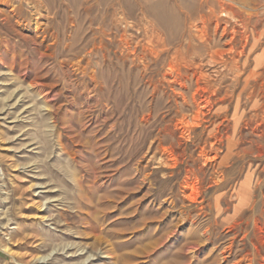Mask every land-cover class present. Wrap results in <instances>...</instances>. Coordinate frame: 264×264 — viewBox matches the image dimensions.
<instances>
[{"label":"rangeland","instance_id":"374dc122","mask_svg":"<svg viewBox=\"0 0 264 264\" xmlns=\"http://www.w3.org/2000/svg\"><path fill=\"white\" fill-rule=\"evenodd\" d=\"M263 10L264 0L0 3V264H259L243 232L232 255L221 253L233 237L225 219L241 183L251 176L256 199L264 195V159L234 160L219 189L214 169L199 158L212 122L227 119L230 129L221 132L232 134L240 89L232 102L217 103L189 140L177 125L194 111L178 94L189 96L180 83L188 84L193 70L190 38L197 47V37L214 34V19L232 25L253 14L255 22ZM263 49L251 54L249 70ZM221 82L225 93L230 81ZM243 132L248 142L250 129ZM162 148L174 154V168L160 165ZM188 172L211 207L209 217L186 210L194 226L178 216L181 198L178 209L169 199L183 194ZM215 218L219 226L204 237ZM246 230L252 234V225Z\"/></svg>","mask_w":264,"mask_h":264},{"label":"bare ground","instance_id":"6f19581e","mask_svg":"<svg viewBox=\"0 0 264 264\" xmlns=\"http://www.w3.org/2000/svg\"><path fill=\"white\" fill-rule=\"evenodd\" d=\"M8 2L9 0H0V3H3V5ZM13 11L17 12V10H12V12ZM210 12L214 14L212 10ZM252 15L253 14H248L249 19H234L232 25L228 21L214 19V34L212 36L204 35L197 37L200 43L197 47L194 46L196 36H193V38H190L186 47L188 50H193V55L196 56L195 59L189 61L193 70L191 75L185 76V80L188 84L184 82L180 83V87L187 90L189 96L185 93H178L182 97L183 105L189 107L192 106L194 110L190 117L183 115L178 121L177 127L183 131V137L189 140L190 131L193 128L200 127L201 119L209 118L217 103H225L227 101H229V103L232 102L235 98L236 91L240 89L233 116V127L231 128L232 134L229 135L227 132H221V129L226 127L225 123H229L227 119L222 120L219 124L212 122V125L214 126L213 130L209 133L207 139L203 142V146L200 148L201 152L199 158L203 162L204 167L209 165L215 171V173L212 172V174H214L213 179L211 178L213 185L216 186L215 188L222 187L221 185L227 178L226 174H229V170L233 168L232 163L234 160L237 159L238 161H242L246 158H250L256 161H263L264 159V49L261 54L255 57L253 62L255 67L249 70L250 59H252L251 54L260 50L264 45V29L261 32L257 30L259 25L264 27V19L260 18V15L264 18V10L261 14H254L257 18H255V22H252L254 20L250 19ZM9 18L10 16H8V19ZM200 18L205 22H211L213 20L206 15H201ZM5 20L8 21L7 18ZM159 22L165 24L166 20L160 19ZM40 24H42V22ZM40 24H38V22L36 23V30L40 29ZM199 34L203 35V32L199 31ZM250 40H252L251 46ZM249 46V53L246 54V50ZM197 48H203L204 54L198 56ZM182 49L183 48L179 46L176 52L181 54ZM169 67L170 73H173L174 69L172 65ZM223 79L230 81V87L228 90H225V93H222L221 89V81H223ZM174 81H177V79ZM250 104L252 105L251 109L249 113H246ZM218 115L219 114H215V116ZM241 121L243 127L240 125ZM254 124H256L255 127H253ZM225 129L229 130L230 127L228 126ZM244 129H250L251 138L248 142L246 135L244 134L245 132H243ZM246 144H249L250 146L246 147ZM161 147L162 145L160 148ZM162 151L165 155H160V165L167 169L174 168V165H176L174 163V154L166 148H162ZM190 158H193V156ZM234 170L236 171V169ZM238 171H236V173H238ZM191 173L193 172L187 173L188 176H186L185 181L183 182V189L187 192L184 191L182 195L172 193V196L169 199L171 200V208L175 209L179 204V197L181 198V204H183L184 210H178V216L181 221H191V224L194 226L197 224V220H193L191 213L186 210L195 207L197 217L202 215L206 217L208 216L206 209H210L211 207L210 205H205V199L203 198L204 193L199 192V182L198 180L192 179L190 176ZM231 177H233V174ZM241 187L244 189L241 190L239 195L237 207H234L233 216H227L225 219L227 222L225 224L227 225V234L232 235L233 237L229 239L228 246H225L226 248H224L221 254L224 259L227 258L228 254L232 255L231 253L235 241L238 239L239 234L243 232L244 237L241 241L244 242L251 238L249 241L255 251V253L253 251V255L254 257L261 258L259 264H264V195H261L260 201L256 199L254 191L252 190L251 176L247 177L245 182L241 183ZM215 209L216 212L220 214L222 210L221 196L215 199ZM229 212L230 208L224 210V214ZM250 225L253 227L252 234H249L246 230ZM202 226V224H199L198 228H200L198 230H200ZM218 226L219 220L215 218L206 230L202 232V235L205 237L208 235L207 233L209 231H212L214 227ZM195 230L197 231V229ZM258 233L259 236H257ZM244 255V258L250 263V261H252V259H249L251 255L249 253ZM45 262L48 263L49 259H43V263ZM236 264H240V262H236Z\"/></svg>","mask_w":264,"mask_h":264}]
</instances>
